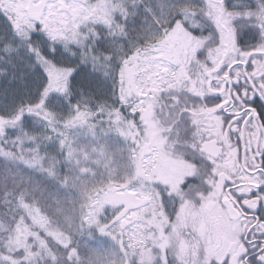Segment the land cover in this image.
I'll return each instance as SVG.
<instances>
[{
	"label": "snow or ice",
	"instance_id": "snow-or-ice-1",
	"mask_svg": "<svg viewBox=\"0 0 264 264\" xmlns=\"http://www.w3.org/2000/svg\"><path fill=\"white\" fill-rule=\"evenodd\" d=\"M0 264H264V0H0Z\"/></svg>",
	"mask_w": 264,
	"mask_h": 264
}]
</instances>
